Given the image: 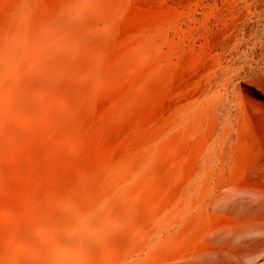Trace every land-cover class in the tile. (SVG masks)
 <instances>
[{
    "label": "rangeland",
    "instance_id": "1",
    "mask_svg": "<svg viewBox=\"0 0 264 264\" xmlns=\"http://www.w3.org/2000/svg\"><path fill=\"white\" fill-rule=\"evenodd\" d=\"M259 2L0 0V264H264Z\"/></svg>",
    "mask_w": 264,
    "mask_h": 264
},
{
    "label": "bare ground",
    "instance_id": "2",
    "mask_svg": "<svg viewBox=\"0 0 264 264\" xmlns=\"http://www.w3.org/2000/svg\"><path fill=\"white\" fill-rule=\"evenodd\" d=\"M256 20L260 23H264V0H260L257 3V12H256ZM248 25V24H246ZM250 25V24H249ZM264 25V24H263ZM253 33V32H252ZM248 51V50H247ZM246 65V64H245ZM241 99V98H240Z\"/></svg>",
    "mask_w": 264,
    "mask_h": 264
}]
</instances>
